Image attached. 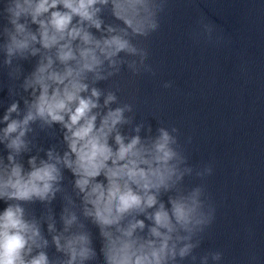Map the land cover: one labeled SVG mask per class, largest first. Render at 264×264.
Here are the masks:
<instances>
[{"label": "clouds", "instance_id": "obj_1", "mask_svg": "<svg viewBox=\"0 0 264 264\" xmlns=\"http://www.w3.org/2000/svg\"><path fill=\"white\" fill-rule=\"evenodd\" d=\"M168 4L5 0L0 8L5 21L0 24V55L9 78L22 77L20 88L28 96L22 97L23 110L14 100L0 119V144L7 150L6 158L0 156V200L7 204L0 211V264L96 261L98 253L84 221L99 229L103 264L196 259L198 237L211 225L215 209L206 202L203 186L185 191L182 184L194 171L199 177L210 175L211 166L194 170L188 165L174 126H159L152 135L147 125L148 134L142 137L145 123L134 122V106L121 102L119 86H96L125 68L133 77L156 74L142 41L160 30ZM105 11L119 23H106ZM198 23L202 31L196 35L211 39L213 26L203 19ZM30 58L37 61L27 75L19 63L13 66V60ZM54 125L63 132L66 150L61 154L55 147L38 148L46 158L30 155L26 169L22 157L37 147L39 132ZM125 126L128 133L122 131ZM65 169L73 177L71 192L64 187ZM57 194L64 201L59 230L50 207ZM37 202L45 206L39 217L25 207ZM51 246L61 255L50 258ZM209 259L218 262L222 253L210 252L200 257V264H209Z\"/></svg>", "mask_w": 264, "mask_h": 264}]
</instances>
